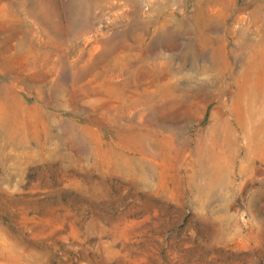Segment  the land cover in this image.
I'll return each mask as SVG.
<instances>
[{"label": "rangeland", "instance_id": "374dc122", "mask_svg": "<svg viewBox=\"0 0 264 264\" xmlns=\"http://www.w3.org/2000/svg\"><path fill=\"white\" fill-rule=\"evenodd\" d=\"M0 264H264V0H0Z\"/></svg>", "mask_w": 264, "mask_h": 264}]
</instances>
